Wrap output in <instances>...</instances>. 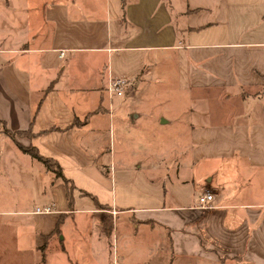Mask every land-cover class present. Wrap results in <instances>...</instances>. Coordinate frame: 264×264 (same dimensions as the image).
<instances>
[{
    "label": "crops",
    "instance_id": "1",
    "mask_svg": "<svg viewBox=\"0 0 264 264\" xmlns=\"http://www.w3.org/2000/svg\"><path fill=\"white\" fill-rule=\"evenodd\" d=\"M114 76L131 91L110 98ZM157 83L181 91L165 99L180 110L157 108ZM3 125L32 132L15 137L59 163L71 202ZM161 132L181 139L161 148ZM0 178L45 198L0 204L31 222L4 218L22 231L3 251L37 264H104L105 248L111 264L129 251L132 264H163L151 249L169 264H264V0H0ZM73 214L80 234L59 235Z\"/></svg>",
    "mask_w": 264,
    "mask_h": 264
},
{
    "label": "rangeland",
    "instance_id": "2",
    "mask_svg": "<svg viewBox=\"0 0 264 264\" xmlns=\"http://www.w3.org/2000/svg\"><path fill=\"white\" fill-rule=\"evenodd\" d=\"M162 85L158 84L157 86H152L148 91L149 97L152 99V101L153 100L157 101V103H158L157 108H159V110H162L164 113H174V111L180 110L181 105H182L181 103L174 102L173 105H171V104L168 105L167 102L165 101V99L173 97V96H180L181 91L174 86L170 87L169 83L165 84L164 86H162ZM129 91H131V88L128 89L126 91V93H128ZM160 135H161V138H160V145L159 146L161 148L168 147V144H171L174 141V139L176 140L177 143H179V141L181 139L180 136L170 137L169 134H167V132H161ZM3 137H4L3 139L9 140L5 135H3ZM102 174H104V176L106 175L105 172H102ZM104 176H102L100 178V180L103 181V186L101 187V189L98 190V194H99L98 196H100L99 197L100 200H103L104 197H106L104 194L108 191V188H109V183ZM11 182H12V180H10V178L6 182L0 178V204L2 203L3 199L11 198V196L18 197L24 203L31 204L27 208H31L32 206L39 205V204H41V202H43L45 200V198L42 195L40 197L39 194H37L35 192L32 193L31 191H29L27 189H26V191L21 190V189H18V190L15 189V186L11 185ZM28 216L30 217V214H28ZM9 217L10 216H8L6 218V216L0 215V239H8V237L10 238V235L12 233L18 232V231H20L19 229H21V227H20L19 229H17L15 231L14 227H12V228L11 227L10 228L5 227V225L3 224L4 218L6 219L7 223H10L11 225L14 221L15 222L17 221V218H19V221L21 222V224L24 225V227H22L23 230L28 226L29 222L28 221L25 222L24 217H20V216L19 217H12V219ZM79 218H80V214H73L71 218H67L65 220V223L61 227V228H63V230L61 231V233L59 235H62V233H64V235L80 234V231L78 230V228L76 229V232H75V230H73L74 227H73V222H72V221H76L75 227H78L79 225L77 223L79 221L78 220ZM81 226H82V224L80 225V227ZM90 226H88L90 228V232L92 229V233H98V229L96 227H94V226L90 227ZM81 228H82L81 229L82 234H87L88 230L84 229L83 227H81ZM22 229H21V231H22ZM24 236H25V234H24ZM23 238H25V237H23ZM133 245L134 244H132V246ZM2 247H3V245H1V241H0V264H37V258H35V255L31 250L24 251L23 253H19V252L16 253L15 250L12 251V250H10V248L8 251H3ZM147 251L148 250H146V253H147ZM103 252H104V255L106 256L104 264H111L112 258L109 254V248H105V250ZM168 252H170V250H168ZM150 254L154 257V260L156 258H159L158 261L165 260L162 263L163 264H169L168 262H166V257H165L164 252L162 253L159 250L151 249ZM133 255L136 256L138 254L133 253ZM126 256H127L126 264H132L131 251H129L128 255H126ZM64 257L65 256H63V255L55 256L56 259H54L53 264H64V259H66ZM163 257H165V258L163 259ZM153 264H161V263L154 261ZM197 264H213V263L209 262V261L208 262L200 261Z\"/></svg>",
    "mask_w": 264,
    "mask_h": 264
},
{
    "label": "trees",
    "instance_id": "3",
    "mask_svg": "<svg viewBox=\"0 0 264 264\" xmlns=\"http://www.w3.org/2000/svg\"><path fill=\"white\" fill-rule=\"evenodd\" d=\"M3 131L8 136H10L12 139H14L16 141V144L18 145V147L23 152H27V153L31 154L33 157H35L39 161L41 160L47 168L52 170L56 176H59L62 179V182L65 185L66 195L69 198V201L71 202V198H72L71 197V191L74 187V184H73V182H71L68 178H66L62 174V168L60 167L59 163L56 160H54L53 158L39 153L35 145H33V144H28V145L24 144L23 145L15 137V134H18L19 136H24V135L30 136V135H32V132L29 129H24V130H19V131L11 130V129H8L7 127H5V125H3ZM101 207H104V206H101ZM103 226H104L105 232H111V230H112V219L110 216H105V218L103 219Z\"/></svg>",
    "mask_w": 264,
    "mask_h": 264
},
{
    "label": "built area",
    "instance_id": "4",
    "mask_svg": "<svg viewBox=\"0 0 264 264\" xmlns=\"http://www.w3.org/2000/svg\"><path fill=\"white\" fill-rule=\"evenodd\" d=\"M132 88V81L130 78H126L123 76H114L110 77L107 85L106 90L108 91L109 97L112 98L113 96H123L128 89ZM214 194L210 192L208 189L203 190L197 197V204L196 206L201 209H207L210 206V201L212 200ZM51 211V206L49 204L42 205L41 207H35L33 212L42 213Z\"/></svg>",
    "mask_w": 264,
    "mask_h": 264
}]
</instances>
